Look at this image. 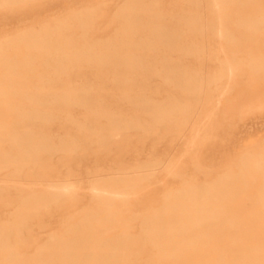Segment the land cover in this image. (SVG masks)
<instances>
[{
    "label": "rangeland",
    "instance_id": "1",
    "mask_svg": "<svg viewBox=\"0 0 264 264\" xmlns=\"http://www.w3.org/2000/svg\"><path fill=\"white\" fill-rule=\"evenodd\" d=\"M6 39L0 264H264V0H8Z\"/></svg>",
    "mask_w": 264,
    "mask_h": 264
},
{
    "label": "bare ground",
    "instance_id": "2",
    "mask_svg": "<svg viewBox=\"0 0 264 264\" xmlns=\"http://www.w3.org/2000/svg\"><path fill=\"white\" fill-rule=\"evenodd\" d=\"M8 0H0V3L2 4H7ZM215 6H218L217 2L215 3ZM10 39H6L4 41H0V57H3L4 53H2V51L8 50L10 49ZM21 42L23 44H25V46L27 48H32V49H38L41 51H51V50H55L58 53V57L60 58H68L70 56V50L69 47L66 46H62L60 43H57V40L55 43L52 42V39L49 41V45L45 44L46 43V39L41 35V33H38L37 37H33L32 34L30 35H25ZM7 69L6 71L8 73H11V68L14 65L13 63H10L9 61H0ZM40 84V83H39ZM182 119V118H181ZM140 128V127H139ZM142 129V128H141ZM151 129V128H150ZM254 156V155H253ZM246 159V158H245ZM246 162V160H245ZM257 164V159L256 158H252L250 157L249 159L247 158V168H255ZM70 186L69 184H65L63 186V188L66 190L68 189Z\"/></svg>",
    "mask_w": 264,
    "mask_h": 264
}]
</instances>
